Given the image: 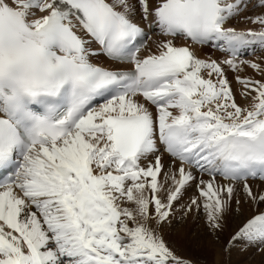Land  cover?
I'll return each mask as SVG.
<instances>
[{
	"label": "snow or ice",
	"instance_id": "1",
	"mask_svg": "<svg viewBox=\"0 0 264 264\" xmlns=\"http://www.w3.org/2000/svg\"><path fill=\"white\" fill-rule=\"evenodd\" d=\"M137 16L158 30L155 50ZM251 45L264 50V0H0V264H192L162 229L194 182L182 215L202 211L213 234L233 200L239 211L238 184L264 204L250 183L264 185ZM101 54L116 66L93 63ZM239 241L264 252V211L228 247Z\"/></svg>",
	"mask_w": 264,
	"mask_h": 264
},
{
	"label": "bare ground",
	"instance_id": "2",
	"mask_svg": "<svg viewBox=\"0 0 264 264\" xmlns=\"http://www.w3.org/2000/svg\"><path fill=\"white\" fill-rule=\"evenodd\" d=\"M255 14H257V13L254 12V11H249L247 13V15H255ZM135 22L143 23L144 21L141 20L139 16H137L135 18ZM232 24L238 30H245L247 28L255 27L252 24L244 23V22L237 23L236 21H233ZM159 39H161V37L159 36V34L152 35V40L149 41V44L151 45V47L153 48V50H155V43H153V42L154 41H158ZM175 43L178 46H184L186 44H190L189 41H185L182 38H178L175 41ZM93 47H94V49H96V45L95 44L93 45ZM194 47L196 48V51H197L198 56H200L201 58H208L210 56L211 58L216 59L218 61H222L225 58H227V54L225 52H222V51H220L218 49L216 50L213 47H209V46H194ZM255 47L256 48H255L254 51H258L260 49L259 54H255V55L249 56V57L246 58V60H256L257 62H260V59L261 58H264V50H262L259 45H255ZM241 58L243 59V57H241ZM92 61H94V62L95 61H99V62H102V64H108L110 67H113L115 65L113 62L106 60V58L102 54L99 55V56H97V57H93L92 58ZM225 67H226V74L228 76V79L232 83L233 91L236 93L237 101L239 103H241V104L245 103V101H243V100L240 99V88L239 87H241V86L237 83V86H236L237 89H236L235 86L233 85V83L235 81V75H236V73H234L230 69H227V66H225ZM240 75L250 76V77H253L254 79H261V76L255 70H253L251 68H246V70L244 72H241ZM167 159H168L167 158V154H165V160L167 161ZM203 179L204 180H208L209 179L208 175L205 174L203 176ZM250 183L253 185L254 188H256L257 186L264 187V185H261L258 180L250 181ZM197 195H198V191H197L196 183L194 182L192 184V186L189 187L185 191L183 198L176 205L178 211H177V214H176L175 218L178 217V215L182 214V211H181L182 210V205H185L187 203V201L189 203L190 199L192 197H194V196H197ZM236 199H238V200L241 201V203L243 204L244 208H247V206L249 208L250 207L259 208L258 206L264 205V204H261V205H253L252 202L247 201L246 200V197L244 196L243 191H242V185H239V184L237 185V196H236ZM184 201L186 203H183ZM233 203H236L235 200H233ZM197 214H198V212L193 211L191 214H189L187 216H182L183 217V220H184V222H183L184 223L183 224L184 226H182V228H176V230H175V228H174L175 225H173L175 219H173L172 222H171V224L165 225L164 228L162 229V231H164L165 229H168L169 230V229L172 228L173 231H175L174 232V237H175V241L176 242L177 241H180L182 243V246H184L186 249L187 248L190 249V250L196 249V250H199L200 251L199 253H202V252H204L206 250V249H204L202 247L203 244H201L204 241V236L199 235L198 232L196 233L197 235L196 234H192V233H190L191 230H189V227L191 225H193L194 222H196ZM230 215H234V214L232 213ZM228 218H229V213L225 217V221H224L225 227L223 228L224 230L227 229V233H229L230 230L231 231H234L236 229H239V227L242 226V223L244 221L243 218L241 216H239V215H236L234 218H232L231 221H229ZM197 246H198L199 249L196 248ZM215 259L216 260H221L220 253H216ZM234 261H236V260H234ZM234 264H237V261Z\"/></svg>",
	"mask_w": 264,
	"mask_h": 264
},
{
	"label": "rangeland",
	"instance_id": "3",
	"mask_svg": "<svg viewBox=\"0 0 264 264\" xmlns=\"http://www.w3.org/2000/svg\"><path fill=\"white\" fill-rule=\"evenodd\" d=\"M255 54L256 53H254V55ZM247 57L249 56H246V58ZM233 85L237 89L236 80L234 81ZM183 203L186 202L184 201ZM186 204H188V201ZM238 207L239 211H236L237 205L236 203H233V209L229 212V221H231L236 215H239L243 218L244 223L247 221V219H250L254 215L258 214L259 211H264V205L258 206L259 208H249L248 206L247 208H244L243 204L240 203ZM232 213L234 215H230ZM182 216L183 215L180 214L178 217L173 218L175 219L173 223V225H175V230L176 228H182V226H184V220ZM189 230H191L190 233L192 234H196L198 232L199 235L204 236V241L201 243L203 244L202 247L206 249L204 252L199 253V250H190L188 248L187 250L184 246H182L180 241L176 242L174 237L175 231H173L172 228L162 231V235L168 246L178 257L187 261H191L192 264H234L236 261L237 264H264V252L258 251L256 247L246 248L244 241H239L237 242L236 246L229 248L228 242L238 229L234 231L230 230L229 233H227V229H223L222 231L213 234L208 227L206 216L202 211L198 212L196 222H194L193 225L189 227ZM196 248L199 249L198 246ZM216 253H220L221 260L215 259Z\"/></svg>",
	"mask_w": 264,
	"mask_h": 264
}]
</instances>
